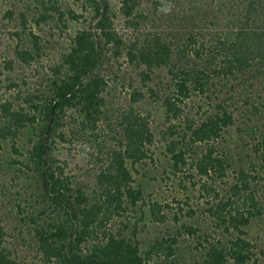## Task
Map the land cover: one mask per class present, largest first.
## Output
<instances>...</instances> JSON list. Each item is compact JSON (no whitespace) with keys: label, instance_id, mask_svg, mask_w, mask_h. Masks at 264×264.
Returning <instances> with one entry per match:
<instances>
[{"label":"trees","instance_id":"1","mask_svg":"<svg viewBox=\"0 0 264 264\" xmlns=\"http://www.w3.org/2000/svg\"><path fill=\"white\" fill-rule=\"evenodd\" d=\"M48 1L51 4L47 11L57 12L58 4ZM85 1L92 10V29L77 32L69 50L63 52L58 65L52 68L55 75V78H51L53 81L49 78L53 85L52 94H22L19 99L23 104L20 106L9 102L1 107L4 118L1 119L5 125L1 126L0 123V140L5 141L8 137L14 139L27 126L43 123L38 129L39 141L28 152V166H39L38 172L42 174L40 184L46 192L43 199L46 197L48 203L44 210L37 211V218L32 220L37 225L34 238L38 252L42 255L43 264H176L175 236L155 239L143 254L135 238L126 237L122 231L117 234L108 228L114 219L124 218L128 210L134 211L143 198L141 188L133 187L135 179L128 163L134 167L144 162L148 158L150 146L157 141L158 136L150 126V114L143 116L133 108L121 113L118 117L120 130L114 132L115 137L122 136V139L118 140L116 149L109 147L106 141L98 144L96 187L89 191L76 190L68 178H62V173L58 174L51 166H46L48 159L51 160L49 141L56 137L62 143L75 142L71 136H75L76 131L66 133L62 122L67 116V108H75L81 114V126L78 128L81 136L77 140L86 138L91 142L90 135L98 138L96 127L99 121L109 118V112L105 111L108 82L97 69L104 50L112 47L116 48L118 55L126 51V61L143 68V85L162 69H166L171 77L175 89L162 98L166 127L159 132V137L167 145L174 169L181 171L187 166V157L194 154L192 167L201 177L213 174L225 177V160L214 156V148L204 153L193 146L222 138L223 131L234 124L233 116L223 111L195 129L189 126L192 133L188 142V134H184L181 140L177 139L175 121L183 114L182 103L193 93L205 94L213 85L214 77L237 78L236 74H242L253 65L264 62V0H189L196 3L192 13L190 9L185 11L180 8L184 5L183 0H173L174 7L168 11L171 13L169 18L178 24H171V40L168 36L141 31L142 38L139 37L131 45L125 44L123 35L116 29L109 0ZM143 3L144 0H120V14L126 20L127 28L133 32L140 31V22L158 28L163 20L164 12L159 3L153 4L151 13L140 9ZM201 8L202 16L197 18L194 15ZM68 14L75 21L82 18L75 15L74 11ZM63 16L61 12L58 18L66 28L68 22ZM48 17L54 18L53 15H43L41 20L46 21ZM208 26L215 27L214 32H208V40H205L207 34H196V29L205 27V30ZM34 38L36 42L39 40ZM38 51L36 44L34 50L16 49L15 55L24 66H29L40 57ZM7 64V69L11 70L13 63ZM149 90L153 99L158 97L152 89ZM144 96L135 90L131 101L139 102ZM37 101L42 103L35 105ZM68 135L70 139H67ZM112 138L117 141V138ZM255 152L261 163L259 175L241 170L238 182L231 190V197L210 211L219 227L226 232L234 228L244 235L240 227L248 226L253 218L260 215L259 202L252 194L251 184L264 180V137L255 147ZM11 163L15 164V161ZM150 208L155 221L164 223L167 216L163 214L162 206L155 203ZM48 210L50 214H47ZM44 218L52 220L39 225L38 221ZM188 232L195 234L197 231L190 228ZM7 237L6 228L0 219V264H21L6 245ZM251 250L252 244L243 238H237L229 246L211 245L201 264H230V261L246 264L250 260Z\"/></svg>","mask_w":264,"mask_h":264},{"label":"rangeland","instance_id":"2","mask_svg":"<svg viewBox=\"0 0 264 264\" xmlns=\"http://www.w3.org/2000/svg\"><path fill=\"white\" fill-rule=\"evenodd\" d=\"M52 1L53 4H58L57 12L47 11L51 4L48 0H0L1 126L5 125L1 119V107L5 103L12 102L18 107L23 104L19 99L22 94L29 93L30 96L52 94L51 78H55L52 68L58 65L63 52L69 50L77 32L92 29L90 26L93 20L92 10L85 0ZM144 2L140 9L146 10L147 13H151L154 3H159L164 12L163 20L158 28L140 22V31L133 32L127 28L126 20L120 14V0H109L111 16L114 18L116 29L123 35L125 44L131 45L142 38L141 31L162 37L168 36L171 40L169 35L172 31L171 24L177 21L169 18L171 13L168 11L174 7V1L144 0ZM183 2L184 5L180 8H184L185 11L190 9L192 13L196 3L189 0ZM70 11H74L75 15L82 18L79 21L72 20L68 14ZM202 11V8L199 12L196 11L198 14L194 16L201 17ZM61 12L64 13V20L68 22L66 28L59 22L58 16ZM43 15L46 17L53 15L54 18L48 17L44 21L41 20ZM151 16L155 19V16ZM204 28L200 27L195 32L207 34L205 40H208V32H214L215 27L208 26L205 30ZM34 37L39 40L34 41ZM36 44L40 57L29 66H24L15 55L16 49L34 50ZM116 52V48H106L97 69L108 82L105 111L109 112L107 115L109 118L99 121L96 127L98 138L90 135L93 143L88 142L86 138L82 141L77 140V137L81 136L78 129L81 126V114L75 108H67V116L62 122L66 133L76 131L75 136L73 134L71 136L70 133L75 142L62 143L56 137H52L51 140L54 142L49 141L51 160L48 159L46 166H51L58 174L62 173V178H68L76 190L89 191L96 187L95 174L99 166L96 163L98 144L106 141L109 147L113 146L116 149L118 140L122 139V136L115 137L114 132L120 130L118 117L121 113L133 108L143 116L150 114V126L158 136L157 141L150 146L148 158L144 162L134 167L128 163L135 179L133 187L141 188L143 198L134 211L128 210L124 218L114 219L108 228H112L117 234L122 231L126 237L135 238L143 254L149 250L155 239L175 236L176 264H201L211 245L229 246L237 238H243L252 244L250 260L246 264H264V180L253 181L251 184L252 194L259 202L260 215L253 218L248 226L240 227L245 232L244 235L234 228L224 231L210 214L212 207L225 203L231 197V190L238 182L241 170H247L254 176L259 175L261 163L255 147L264 137V62L253 65L242 74H236L237 78L216 76L213 85L205 94L193 93L182 103L183 114L175 121L178 140H181L184 134H188L186 138L188 142L192 133L188 129L189 126L195 129L210 118H216L223 111H227L234 119V124L223 131L222 138L193 146L204 153L214 148V156L225 160V177L215 174L201 177L192 167V163L195 162L194 154L187 157V166L177 172L168 154L166 143L159 137V132L166 127L162 98L175 89L167 70L157 71L152 80L143 85L141 75L143 68L126 61V51L121 55ZM214 55L221 57L218 54ZM8 62L13 63L11 70L7 69ZM149 89L158 97L153 99ZM135 90L145 94L139 102L131 101ZM41 103L34 102L35 105ZM43 104L46 102L43 101ZM42 124L36 122L27 126L14 139L8 137L5 141L0 140V219L8 234L6 245L21 264L44 263L34 238L37 225L32 220L37 218V211L44 210L48 203L45 201L46 197L43 199L46 192L40 184L42 174L38 172L39 166H28V152L39 141L38 129ZM71 137L68 135L67 139ZM112 137L117 138V141L112 140ZM12 160L15 164L11 163ZM155 203L162 206L163 214L167 216L164 223L156 222L151 215L150 206ZM47 214H50L49 210ZM51 220L44 218L39 220L38 224H47ZM190 228L197 232L190 234L188 232ZM230 264H234L233 261H230Z\"/></svg>","mask_w":264,"mask_h":264}]
</instances>
